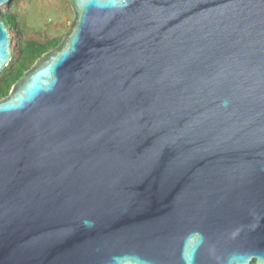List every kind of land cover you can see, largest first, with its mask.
Returning a JSON list of instances; mask_svg holds the SVG:
<instances>
[{
	"label": "water",
	"instance_id": "1",
	"mask_svg": "<svg viewBox=\"0 0 264 264\" xmlns=\"http://www.w3.org/2000/svg\"><path fill=\"white\" fill-rule=\"evenodd\" d=\"M69 2L0 100V264H264V0Z\"/></svg>",
	"mask_w": 264,
	"mask_h": 264
},
{
	"label": "trees",
	"instance_id": "2",
	"mask_svg": "<svg viewBox=\"0 0 264 264\" xmlns=\"http://www.w3.org/2000/svg\"><path fill=\"white\" fill-rule=\"evenodd\" d=\"M34 6V0H12L0 7L13 51L12 61L0 74V100L10 94L16 83L44 54L57 48L66 34L50 30L52 24L49 21L44 25H34L31 20ZM53 8L58 13L74 14L69 0H53ZM252 264L257 263L254 261Z\"/></svg>",
	"mask_w": 264,
	"mask_h": 264
},
{
	"label": "rangeland",
	"instance_id": "3",
	"mask_svg": "<svg viewBox=\"0 0 264 264\" xmlns=\"http://www.w3.org/2000/svg\"><path fill=\"white\" fill-rule=\"evenodd\" d=\"M34 4L35 10L31 14L34 25H44L49 21L52 24L50 30H56L60 33L68 31L74 14L56 12L53 8V0H34Z\"/></svg>",
	"mask_w": 264,
	"mask_h": 264
}]
</instances>
